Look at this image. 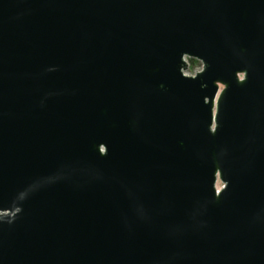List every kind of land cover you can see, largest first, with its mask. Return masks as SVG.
<instances>
[{"label":"water","instance_id":"obj_1","mask_svg":"<svg viewBox=\"0 0 264 264\" xmlns=\"http://www.w3.org/2000/svg\"><path fill=\"white\" fill-rule=\"evenodd\" d=\"M0 264H264V0H0Z\"/></svg>","mask_w":264,"mask_h":264},{"label":"trees","instance_id":"obj_2","mask_svg":"<svg viewBox=\"0 0 264 264\" xmlns=\"http://www.w3.org/2000/svg\"><path fill=\"white\" fill-rule=\"evenodd\" d=\"M201 67V63L196 60H190V71L193 72L196 67Z\"/></svg>","mask_w":264,"mask_h":264},{"label":"built area","instance_id":"obj_3","mask_svg":"<svg viewBox=\"0 0 264 264\" xmlns=\"http://www.w3.org/2000/svg\"><path fill=\"white\" fill-rule=\"evenodd\" d=\"M197 71L199 70H194L193 72H191L190 70L186 72L187 75H194Z\"/></svg>","mask_w":264,"mask_h":264},{"label":"rangeland","instance_id":"obj_4","mask_svg":"<svg viewBox=\"0 0 264 264\" xmlns=\"http://www.w3.org/2000/svg\"><path fill=\"white\" fill-rule=\"evenodd\" d=\"M201 69V67L199 66V67H196V70H200Z\"/></svg>","mask_w":264,"mask_h":264}]
</instances>
